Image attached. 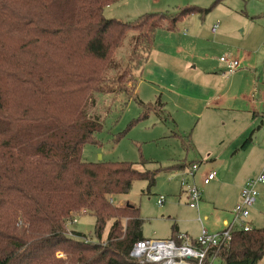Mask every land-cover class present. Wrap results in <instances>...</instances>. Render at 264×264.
<instances>
[{"label":"trees","instance_id":"trees-1","mask_svg":"<svg viewBox=\"0 0 264 264\" xmlns=\"http://www.w3.org/2000/svg\"><path fill=\"white\" fill-rule=\"evenodd\" d=\"M119 1L0 0V264H140L130 255L144 238L140 206L114 204L109 195L129 192L137 180L153 185L156 170L84 160L85 143L103 127L87 107L95 92L107 91L103 71L129 29L146 37L152 52L159 28L175 30L179 20L209 8L148 12L135 21L107 17L106 8ZM127 75L119 76V90H129ZM82 213L95 216L98 241L68 233L67 222ZM177 235L173 224L171 237ZM210 254L224 264H259L264 227L236 229L229 246Z\"/></svg>","mask_w":264,"mask_h":264},{"label":"rangeland","instance_id":"rangeland-1","mask_svg":"<svg viewBox=\"0 0 264 264\" xmlns=\"http://www.w3.org/2000/svg\"><path fill=\"white\" fill-rule=\"evenodd\" d=\"M189 6L209 9L203 14L197 12L184 17L189 21H186L187 19L184 21V18L179 20L175 34H179L180 37L184 33L191 34L185 29H191L189 22L194 21L200 28H204L206 33L217 21L221 26L218 31L225 27L232 29L234 32L231 35L236 49H229L232 54L230 55L237 56V49H240L241 53L244 50L251 53L252 58L242 62V68L236 74L243 72L244 76L235 80L231 92L236 93V88L241 85L244 93L249 95V86L253 85L254 79L251 70L254 62L257 63L259 76L264 78V0H121L109 5L105 14L109 18L135 21L144 13L163 12L166 15H173ZM158 30L169 32L162 28ZM163 37L161 33L157 41H162ZM148 48L147 38L143 37L138 30L127 31L122 45L115 51L109 65L103 71L101 84L107 91L95 92L93 100L87 107L88 113L91 116H97L103 127L94 135L96 141L85 143L82 157L90 162L131 161L139 169L156 170V182L153 185H149L148 180H137L129 192L109 195L114 204L140 206L141 215L144 217L143 232L147 237H158L170 233L172 230L170 216L177 212L189 213L185 202L179 199L182 196L180 184L183 179L193 181L201 187L203 179L201 168L206 169L211 165L212 169L217 171L218 179L222 176L228 182L226 174L240 168L238 177L234 181L223 187H214L210 196L204 195V202L208 204V209L202 206L200 213L204 218L205 226L215 230L217 223H212V220H216L209 210V203L213 201L218 203L221 197L220 191L224 189L240 192L247 180L256 178L264 167L262 164L264 163V127H261L263 118L253 117L249 102L246 103L243 100L238 101L237 105L232 104L230 110L225 106L219 107L224 110L222 113H218L219 110L214 112V109L205 113L201 112L202 106L197 104L192 110L195 111L193 114L184 115L173 107V112L172 109H168L166 116H161L163 111L155 105L156 96H153V92L143 94L147 100L136 92L133 94L136 79L141 75L148 59H151L150 54L153 51H148ZM176 55L182 60L191 57L182 48L177 49ZM225 55L228 54L219 51L216 57L222 58ZM191 62L197 65L201 63L199 57ZM181 63L183 61L175 65L174 60L172 62L174 65L171 67L176 69ZM126 69H128V75L124 84L129 90H119L118 78ZM219 71L218 69L217 72ZM193 79L199 82V77L196 76ZM229 79L221 76L219 79L221 87L230 88L229 85L234 79L232 82ZM254 119L256 124H251L250 122ZM248 125L252 126L246 128ZM245 130L247 133L244 132ZM251 134V141L254 144H250V149L247 152L237 150L235 141L240 140L244 143ZM241 145L238 144L239 147ZM143 160L146 162L142 163ZM183 160L199 163L200 169L194 177L188 175L187 170L174 167L175 163ZM216 182L211 183V186L216 185ZM257 189L258 197L250 208L249 221L252 227L262 228L264 227V183H259ZM160 195L166 196L162 206L157 203ZM228 195L221 197L223 201L221 204L228 205L231 200L226 198ZM225 207L228 209V206ZM206 216L207 219H205ZM76 218L77 222H70L71 220L67 222L68 233L72 234V230L79 231L93 241H98L99 239L95 236V216L82 213ZM111 224L112 220H109L102 234V241L107 240ZM58 256H64L63 251H58ZM212 264L221 263L215 260ZM260 264H264V258Z\"/></svg>","mask_w":264,"mask_h":264},{"label":"crops","instance_id":"crops-1","mask_svg":"<svg viewBox=\"0 0 264 264\" xmlns=\"http://www.w3.org/2000/svg\"><path fill=\"white\" fill-rule=\"evenodd\" d=\"M186 19L184 18L183 20L189 21L188 18ZM215 23H213L212 26ZM212 26L209 30H207L206 33V30L204 28H200L197 22H189V27L191 29H185V31H189L191 32V34L187 35L183 32L184 34L182 35V37H180L179 34H175V30H169L165 27L161 28L166 29L169 32H160L159 30H157L152 50L153 52L150 54L151 59H148V63L143 66L141 75L136 79L133 94H135L136 92L144 100H147L144 98V95L148 92H153V96H156V100L159 98L162 102V104L159 105V110L163 111V114L161 116H164L166 114V111L168 109H172L173 107L176 108L179 113L181 112L184 115H190L195 112L192 110L194 109V106L196 107L197 104H200L202 106L201 112L205 113L206 111L214 109V112L219 110L218 113H222L224 110L219 109V107L225 106L229 108L228 110H230L232 104L237 105L238 101L243 100L244 102L246 101V103L249 102V106L251 107L250 111L253 117L263 118L262 126H260L264 127V78L259 76V72L257 71V63L254 62L252 65L253 67L246 66L248 68L251 67L254 75L253 85L249 86L250 94L246 95L241 85L236 88L237 92L233 94L231 90L233 88L235 80L237 78H242L244 74L243 72L238 74H236V72L229 75L225 74L226 64H224V61L221 57H216V54L220 51L230 55L231 51L229 49H236L234 47L235 41L232 40L231 35L234 31L232 29H226V27L218 31L221 27L219 23L217 30L213 32ZM161 33L162 35H164V37L162 41H157ZM180 48L188 52L191 57L185 58L184 60L179 58L176 54L177 49ZM237 50L238 53L235 58H238L241 61V65L238 69L239 71L242 68V62L244 63L251 60L252 54L247 52L246 50H244L243 53L240 52V49ZM197 57L200 58L201 63H199V65H197V63L191 62L193 60H196ZM174 60L175 65L182 61L183 63H181V65L177 66V68L175 69L171 67L172 65H174L172 64ZM218 69L220 70L219 72H217ZM196 76L199 77V82L194 81L193 78ZM221 76L230 78L229 81L231 80V82L234 79L233 82L229 85L230 88L224 89V87H221L222 85L219 81ZM159 92L160 95H158ZM195 101L198 102L194 103ZM255 106L256 108H254ZM255 120L256 119L252 120L250 123L256 124ZM250 126L248 125L246 128H249ZM244 132L247 133V130H245ZM249 136H251L252 140V134ZM238 144H242V148L241 146L239 147ZM243 144L244 143H241L240 140L235 141L237 150L247 152L250 149V144H254V142L250 141V143L246 147H243ZM191 163L197 162L191 161ZM197 164L198 171L200 168L199 163ZM262 164L264 165V163ZM212 170L213 169L211 165L207 166L206 169L201 168L203 178L208 172ZM213 171L216 172L215 179L207 184H205L202 179L201 187H199L202 194V199L199 204V210L195 211L189 207L186 192L182 187V184H180L182 196H180L179 199L185 202L186 206L188 207L187 209L189 213L187 214L184 212H177L176 214L170 216L172 219V226L173 224L176 225L177 233H186L192 240L196 239L203 227H205L209 232L221 231L225 227L226 223H229L233 220V209L241 198V190L240 192H234L230 189H224L220 191L221 197L224 198L227 194H229L226 198H230L231 200L228 205H224L221 204L223 201L221 197H219L218 203L216 201H213V203H209V210L211 211L212 215L215 216L214 218L216 220H212V223L216 222L217 227L215 230L208 229L205 226L204 218L200 213L202 206L203 208L208 209V204L204 202V195L207 194L210 196L211 190H214V187H223L234 181L236 177H238L240 168L235 171H230V173L226 174L227 178L229 179L228 182L227 180L225 181V178L222 176H219L218 179L217 171ZM214 181L216 182V185L211 186V183H213ZM225 206H228V209ZM207 218L208 217L206 216L205 219ZM142 235L144 238H169L172 236V230H170V233L164 234L163 236L147 237L144 234L142 228ZM215 260H218L219 263L224 264L219 259Z\"/></svg>","mask_w":264,"mask_h":264},{"label":"built area","instance_id":"built-area-1","mask_svg":"<svg viewBox=\"0 0 264 264\" xmlns=\"http://www.w3.org/2000/svg\"><path fill=\"white\" fill-rule=\"evenodd\" d=\"M217 21L212 26L215 32L219 26ZM222 60L226 64L225 74H234L238 71L241 61L231 55H225ZM198 164L193 163L186 168L187 174L194 177ZM216 177L215 171H210L203 178L205 184ZM264 183V167L256 178H250L241 190L240 201L233 209V220L226 223L225 227L218 232H209L202 228L196 239L192 240L186 233H180L176 238H142L133 243L130 255L140 264H212L216 255L211 252L221 247L229 246L232 241L233 231L236 229L249 230L252 228L249 217L250 208L254 205L258 197L257 185ZM184 188L188 205L191 209L198 211L202 199L201 189L193 181L183 179L181 181ZM166 201V196L160 195L157 203L161 206ZM200 219V217H199ZM77 222V218L73 221Z\"/></svg>","mask_w":264,"mask_h":264}]
</instances>
